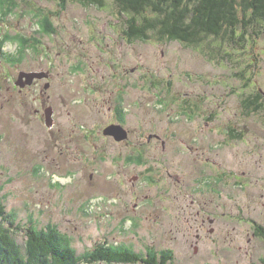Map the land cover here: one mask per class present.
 Returning <instances> with one entry per match:
<instances>
[{
  "label": "rangeland",
  "instance_id": "1",
  "mask_svg": "<svg viewBox=\"0 0 264 264\" xmlns=\"http://www.w3.org/2000/svg\"><path fill=\"white\" fill-rule=\"evenodd\" d=\"M1 1L0 202L21 247L33 227L55 230L78 255L106 244L140 255L170 251L176 264L264 261L253 227L264 228L263 24L241 48L212 39L197 48L128 45L126 17L112 0L104 9ZM31 71L48 76L22 92L12 88ZM257 92L263 108L246 113L243 100ZM115 108L124 110L136 145L155 127L176 133L175 142L166 136L163 157L176 154L175 173L166 172L160 187L133 185L139 167H123V178L122 163L111 167L109 155L121 150L102 129Z\"/></svg>",
  "mask_w": 264,
  "mask_h": 264
},
{
  "label": "trees",
  "instance_id": "2",
  "mask_svg": "<svg viewBox=\"0 0 264 264\" xmlns=\"http://www.w3.org/2000/svg\"><path fill=\"white\" fill-rule=\"evenodd\" d=\"M57 1L61 8L68 3L98 9L106 7V0ZM112 1L120 14L126 17L124 37L128 45L155 41L177 42L197 48L212 39L241 48L249 32H254L255 37L259 35L255 29L264 25V0ZM238 30L241 31L238 33ZM46 31L54 30L49 28ZM6 60L10 62V59ZM262 96L259 92L247 96L243 100L245 112L260 111L263 108ZM230 136L240 138L239 133ZM13 219L14 216L8 214L0 202V264H176L170 251L150 249L145 255H140L128 248L107 247L106 244L78 255L55 230L39 231L33 227L26 229L25 244L21 247L10 231L18 229ZM253 227L255 235L264 240V228L258 224Z\"/></svg>",
  "mask_w": 264,
  "mask_h": 264
},
{
  "label": "flooded vegetation",
  "instance_id": "3",
  "mask_svg": "<svg viewBox=\"0 0 264 264\" xmlns=\"http://www.w3.org/2000/svg\"><path fill=\"white\" fill-rule=\"evenodd\" d=\"M32 72V71H31ZM31 72H26V73H31ZM35 73V72H34ZM36 73H40V72H36ZM20 75V73H19ZM17 82L18 79L16 80V82L13 84V89L16 87H18L20 90L19 92L23 91L21 89V87L17 86ZM36 82H40L39 79H36L33 81L32 85H34ZM24 83V82H23ZM47 86V85H46ZM29 87V86H27ZM183 105L186 108L191 107V102L190 101H183ZM50 113V109L47 110ZM115 112V118L113 120L112 123H110L109 125L105 126L102 129V135L103 137L110 141V143L117 147V149L121 150V152H118L117 154H113L111 153L109 155V163L111 165V167H114L116 165H118L119 163H122V168L120 169V171L118 172V174H120V176L123 178L125 177L127 170L124 169L123 167H128L129 165L135 166V167H139L140 170V175L139 176H135L134 177V181L133 185L135 183H138L142 180V182H145L147 184V186H152L155 185L156 187H160V182L163 181V176L167 175L166 172H169V174L171 175V177H173L174 175L172 174V172L175 173V158H176V154L173 153V157H169L168 161L163 159V157L165 156V153L168 149V146L170 144V142H167L169 137L166 136H171V138L173 139L172 142H175L177 140V135H175L176 133H173L172 130L170 129L168 131V129H166V134L161 133L158 129L153 128L152 131H144V132H140L139 136H141L139 138V142L134 143L131 141V137H132V133H134L131 129L127 128L125 123V114H124V110L122 111V109L120 110L119 108L114 110ZM190 112V111H189ZM46 115V114H45ZM51 115V113H50ZM50 115H49V120H50ZM211 117V114H209L206 118ZM197 118V116H196ZM191 121H193V119H190ZM45 122H46V117H45ZM51 122V121H50ZM207 125V123H206ZM110 126H119L121 127V129L126 133V137L123 141H116L114 139V137L112 136H105L104 135V130ZM229 135H232L233 133L238 134L237 132H235L233 129H229L228 131ZM147 149H153L154 151H156L155 156H151L148 153L147 156ZM139 151H143L138 153ZM175 152V149H174ZM141 155H146V159L142 158ZM170 163V166H164V164ZM172 171V172H171ZM124 180V179H123ZM118 184L123 187V182L121 180H119ZM174 186L172 183H170V187ZM175 187V186H174ZM162 191H158L157 193H161ZM156 194V192H155ZM134 199H137L136 195H133ZM207 219L206 218H202L200 221L197 220V224L198 227L196 228L197 231H200L201 229H203L207 223ZM198 237V235H197ZM199 238V237H198ZM196 250V249H195ZM164 251V250H162Z\"/></svg>",
  "mask_w": 264,
  "mask_h": 264
},
{
  "label": "water",
  "instance_id": "4",
  "mask_svg": "<svg viewBox=\"0 0 264 264\" xmlns=\"http://www.w3.org/2000/svg\"><path fill=\"white\" fill-rule=\"evenodd\" d=\"M47 74L46 73H26V72H22L20 73L19 77H18V82H17V86L23 88L25 86H31L33 81L36 79H45L47 78ZM24 82V83H23ZM50 113L47 111L46 112V126L50 127L51 126V122L48 119L49 118ZM104 135L105 136H112L114 137V139L118 142L123 141L125 139V135L126 133L121 129V127L119 126H110L108 128H106L104 130Z\"/></svg>",
  "mask_w": 264,
  "mask_h": 264
}]
</instances>
